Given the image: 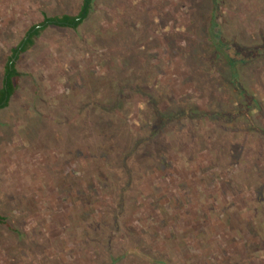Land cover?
Masks as SVG:
<instances>
[{"label":"rangeland","instance_id":"obj_1","mask_svg":"<svg viewBox=\"0 0 264 264\" xmlns=\"http://www.w3.org/2000/svg\"><path fill=\"white\" fill-rule=\"evenodd\" d=\"M80 3L0 0V78L29 25L43 12L75 14ZM194 11L187 0H93L77 29L48 27L19 55L16 90L0 111V192L8 220L25 217L16 220L17 250L11 257L1 253L0 264H264V203L258 201L264 200V53L240 79L250 96L242 106L250 121L216 116L237 107L239 93L226 74L219 77L213 50L192 26ZM220 11L221 37L238 47L264 42V0H221ZM132 52L127 75L119 78L114 62ZM134 78L139 84L121 96L122 121L150 124L155 107L194 106L208 115H181L160 135L162 150L152 147L146 162L145 146H137L126 160L136 170L112 180L97 160V112L107 120L97 105L113 103L116 84ZM118 138L119 157L110 162L121 167L131 139L121 128ZM102 173L108 187L118 182L127 189L119 202L118 189L104 199L97 187L90 236L77 214L91 201L87 180ZM72 193L71 212L66 196ZM11 204L16 208L8 213ZM14 236L0 227V239Z\"/></svg>","mask_w":264,"mask_h":264},{"label":"trees","instance_id":"obj_2","mask_svg":"<svg viewBox=\"0 0 264 264\" xmlns=\"http://www.w3.org/2000/svg\"><path fill=\"white\" fill-rule=\"evenodd\" d=\"M187 1H189V3H191V6L195 8V11L191 16V23L193 24L192 26L195 28V30L200 29L199 31H202L204 36V41L207 42V46H209L213 50L214 52L213 64L217 69V71L220 72L219 77L224 80L226 74V78L228 79V82H230L231 88H233L234 90L233 93H235L236 95L239 93L238 100L240 102H238V106L232 110H225V111L219 110L217 111L216 116H221L222 118H229V116H234L236 118H239L242 115L244 116L242 117V119L244 118L250 121L249 110L242 107L245 103L246 97L249 100L250 96L245 95V93L240 90V85H241L240 79L242 78L241 75L244 69L248 65L252 64L258 57L263 55L264 42H261L256 46L251 44L246 45L245 43L244 46L238 47L237 46L238 43H235L236 42L235 40L232 39L230 41L225 37L224 38L221 37L220 35L222 33H220V29H219L221 22L219 21L221 19V13H220L221 0H187ZM92 2L93 0H81L78 10L75 14L63 13L60 15L48 16L45 14V12H43L42 18L37 23L31 24L27 27L19 42L15 46L10 48L9 55L6 57V61L2 68V73L0 78V111L8 106L10 99L16 90L17 79L21 75L17 71L15 66V62L17 61L19 55L24 53L27 49H29L33 45L34 39H36L48 27L67 28L71 30L77 29L86 20L87 16L89 15L90 10L92 8ZM198 21H199V25H196ZM201 24L202 26H200ZM201 36L198 37V40H200ZM143 54L144 57H147L149 59L152 57H157L156 54H152V53L143 52ZM134 55L135 54H133L132 52L129 57L122 58L120 59V61L114 62V66H118L115 70L119 78H123L124 76L127 75V62L129 60L132 61V59L134 60ZM212 68L214 69V67ZM225 69L226 71H224ZM213 79H215V76L213 77ZM135 80H136L135 78L134 80H131L132 83L130 85H128L129 83L125 81L117 83L116 87L118 88V90H120V92L116 96L114 102L108 104L107 106H101L100 104L97 105V111L101 110L103 113H105L104 116L107 118V120H104V118L100 116V111L97 112V127L93 129V137L95 136L97 137L96 152L98 151L99 153V158H97V160H99L100 164H102L103 167L108 170L110 175L109 177L112 180L114 179L113 177H116V174L121 175L123 173L125 174V172L131 173L136 170L135 168L137 164L133 165L132 167L133 171H132L131 167L126 164V160H131L132 158L131 155L137 153L136 152L137 146L139 145L145 146V148L142 150V154H143L142 157L143 159L145 158L146 162H147L146 158L152 153L151 151L162 150L160 135L165 132L166 126L170 127L171 124L174 121H177V119L181 115L186 117V115L190 114L191 110H194L195 114L197 113L199 115H203V114L208 115L207 113H205L206 110L202 111V109L200 110L198 107H194V106H189L184 110L181 107H177L175 110L172 109L164 110L161 107H155L153 113L154 117L150 121V124L147 121L145 122L132 121L133 122L132 123L127 118H125V120L122 121V119L118 117L120 116L118 111H120L121 104L124 100V98H121V96H124L126 94L125 91L126 88L129 89L128 87L132 88V86L139 84ZM216 80L217 82L219 81V79L217 78ZM120 128L121 131H123L124 133L130 136L131 145L128 144L130 145V147L128 148L127 152L123 154V156L125 157V161L123 165L121 167H116L115 165L111 164L110 160L117 159L119 157V151L117 150H119V146L122 147L120 145V140L118 138V133L120 132ZM89 129L90 128L86 126V132H87V134H85L86 138H91L88 134ZM152 147H154L155 150H152L151 149ZM136 161L139 162L137 159ZM159 162L162 163L161 165L162 168L164 169L163 172L160 171L161 173L160 172L159 173L162 175L167 174L168 161L165 160L161 155ZM107 174L102 173V176L99 175L100 178L94 176L87 180V184L90 186L88 187L86 186L85 191L87 192V197L89 196L91 198V201H85L80 206L81 213L79 215L77 214V216H79V219H81L80 221L84 223L86 232L90 236L92 233L91 227L94 226L95 218L97 217V211L95 208L96 206L92 201L96 198L98 199V196L99 198L107 199L109 198L110 192L112 190L118 189L117 192L118 198L116 199V201L121 202V200H123L122 189H127L126 185L123 186L124 188H120L118 186V182L113 187H108L110 180ZM105 181H107V183ZM104 185L107 187H105ZM97 187L99 188V194L101 193V196L100 195L97 196L98 193ZM83 194L85 195L84 191ZM76 197H77L76 193H72V194H68L66 196V199L70 201L73 200L75 201ZM11 198L15 199L14 194L12 193L9 199L11 200ZM4 200H5V193L4 192L2 193L1 191L0 192V227L4 228L5 232H9L10 234L16 236L3 240L0 239V254L2 253L4 256L11 257L13 256L14 251L17 250L15 249V244L13 241L19 239L21 236V230L19 229L16 220L18 218L23 219L25 215L23 213L18 214L16 216L12 215L11 217L15 219L9 221L8 216L2 212V206L4 207L6 205L4 204V202H2ZM74 201L72 202V207L69 208L71 212L76 208L75 206L76 203ZM258 201L260 203H264V200L261 198ZM12 207L16 208L11 204L9 210H7L8 213L11 212ZM67 219H68V215H67ZM261 229H264V226ZM9 240L11 241L7 242ZM6 242L10 245L5 246L4 243ZM94 246L97 247V245ZM254 246L257 247L258 243L253 245V247ZM32 247H37L39 250L43 249V247H40L38 244L32 245ZM261 248L264 249V246H261ZM152 257L156 259L155 258L156 256H154V254ZM246 260L248 259L246 258L245 261ZM163 263L166 264L165 261H163ZM120 264H125V263H120Z\"/></svg>","mask_w":264,"mask_h":264}]
</instances>
